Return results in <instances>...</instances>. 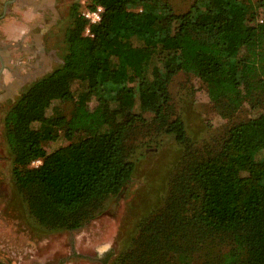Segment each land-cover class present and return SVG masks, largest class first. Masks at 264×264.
Segmentation results:
<instances>
[{"label": "trees", "instance_id": "1", "mask_svg": "<svg viewBox=\"0 0 264 264\" xmlns=\"http://www.w3.org/2000/svg\"><path fill=\"white\" fill-rule=\"evenodd\" d=\"M79 5L71 6L63 62L31 81L4 117L15 184L49 230L81 226L121 192L136 164L128 139L142 124H156V137L188 141L183 117H170L177 73L199 77L225 113L264 94V0H194L181 13L168 0H90L104 7L93 36L84 33ZM54 100L73 101L71 116H47ZM60 131L72 140L47 151ZM261 144L264 112L233 125L217 152L173 179L165 205L141 217L113 264H177L195 248H214L219 235L230 247L209 264H264Z\"/></svg>", "mask_w": 264, "mask_h": 264}, {"label": "rangeland", "instance_id": "2", "mask_svg": "<svg viewBox=\"0 0 264 264\" xmlns=\"http://www.w3.org/2000/svg\"><path fill=\"white\" fill-rule=\"evenodd\" d=\"M168 1L179 13L188 10L194 2ZM89 2L90 0H60L59 22L44 37L52 60L51 71L63 62L67 50L64 35L72 24L71 6L79 3L82 14ZM136 7L141 8L138 5L134 6ZM263 18L264 7H261L258 19L261 22ZM86 26L85 24V34ZM131 39L135 44H141L138 38ZM29 44L34 48V42ZM18 51L16 55L8 57V63H22L25 67L22 69H31L29 64L34 58L27 55L25 50ZM154 64L155 62L150 67ZM6 71L2 73L3 76L8 75ZM45 74L25 80L19 89L12 91L11 96L0 101V264H113L127 246L141 217L165 205L173 179L188 172L196 161L217 152L233 125L264 112V94H255L236 111L225 113L221 110L223 101H212L206 84L199 77L184 71L177 73L169 84L172 102L170 117H183L187 125L188 141L180 143L172 134L156 137V124L152 121L142 124L128 139L136 164L133 177L121 192L101 201L93 216L81 226L49 230L31 214L23 193L15 184L12 171L14 164L4 127V117L16 97L31 81ZM79 84L80 80H75L72 89L77 92ZM2 93L8 92L1 88L0 94ZM90 104L94 105V100ZM73 109V101L54 100L47 107V116L61 112L70 117ZM147 117L151 118L149 115ZM34 126L38 127L39 123ZM71 140L60 131L54 139L45 142L44 147L47 151H53ZM156 140L161 141L160 145L157 146ZM256 157L264 158V144L258 148ZM40 163L37 160L31 166ZM229 247V238L219 235L214 248H195L193 257H176L175 261L177 264H209L210 256L216 255L218 251L225 252ZM214 250L215 253L212 252Z\"/></svg>", "mask_w": 264, "mask_h": 264}, {"label": "crops", "instance_id": "3", "mask_svg": "<svg viewBox=\"0 0 264 264\" xmlns=\"http://www.w3.org/2000/svg\"><path fill=\"white\" fill-rule=\"evenodd\" d=\"M59 7L60 0H0V89L8 92L0 94V101L11 96L25 80L51 71L52 60L44 37L57 26L61 16ZM31 41L34 48L29 44ZM18 50H25L34 58L29 64L31 69H22L25 68L22 63H8V57L16 55ZM4 68L8 71L6 76L2 74Z\"/></svg>", "mask_w": 264, "mask_h": 264}, {"label": "built area", "instance_id": "4", "mask_svg": "<svg viewBox=\"0 0 264 264\" xmlns=\"http://www.w3.org/2000/svg\"><path fill=\"white\" fill-rule=\"evenodd\" d=\"M103 12H104V7L102 5H96L94 7L87 6L83 10L82 15L87 21L86 35L93 36V33L91 31V26L99 23L102 20ZM38 162L41 161L38 160Z\"/></svg>", "mask_w": 264, "mask_h": 264}]
</instances>
